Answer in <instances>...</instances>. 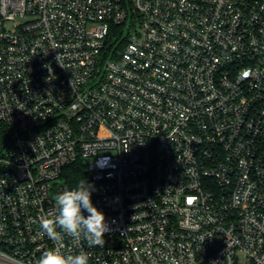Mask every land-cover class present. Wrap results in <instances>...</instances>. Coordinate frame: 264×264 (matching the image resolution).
<instances>
[{
  "label": "built area",
  "instance_id": "obj_1",
  "mask_svg": "<svg viewBox=\"0 0 264 264\" xmlns=\"http://www.w3.org/2000/svg\"><path fill=\"white\" fill-rule=\"evenodd\" d=\"M79 158L102 246L41 235ZM56 247L264 264V0H0V264Z\"/></svg>",
  "mask_w": 264,
  "mask_h": 264
},
{
  "label": "clouds",
  "instance_id": "obj_2",
  "mask_svg": "<svg viewBox=\"0 0 264 264\" xmlns=\"http://www.w3.org/2000/svg\"><path fill=\"white\" fill-rule=\"evenodd\" d=\"M97 166H102V162H97ZM92 191L93 185L84 179L76 187L57 194L56 215L52 219L41 218L39 221L41 235L54 242L67 235L73 239L86 240L90 247L102 246L109 225L105 214L93 205ZM85 211L87 216L84 215ZM88 261V254L83 251L76 255H65L56 247L44 252L38 264H88Z\"/></svg>",
  "mask_w": 264,
  "mask_h": 264
},
{
  "label": "trees",
  "instance_id": "obj_3",
  "mask_svg": "<svg viewBox=\"0 0 264 264\" xmlns=\"http://www.w3.org/2000/svg\"><path fill=\"white\" fill-rule=\"evenodd\" d=\"M113 34H117V36L121 35V28L120 27H114ZM114 35V36H115ZM122 39V37H121ZM119 42V41H118ZM117 42V43H118ZM122 43H120L117 46H121ZM63 177L65 181L69 184L71 188H74L77 186L79 181L86 179L90 184H92L91 176L88 170L86 169V164L82 159H77L74 162L67 165L63 170ZM92 203L95 207H97L100 211H103V207L101 205L100 199L97 195L94 194L92 191Z\"/></svg>",
  "mask_w": 264,
  "mask_h": 264
},
{
  "label": "rangeland",
  "instance_id": "obj_4",
  "mask_svg": "<svg viewBox=\"0 0 264 264\" xmlns=\"http://www.w3.org/2000/svg\"><path fill=\"white\" fill-rule=\"evenodd\" d=\"M129 31H132V29H130V30L127 29V30L125 31V35H127ZM58 181H61V180L59 179Z\"/></svg>",
  "mask_w": 264,
  "mask_h": 264
}]
</instances>
